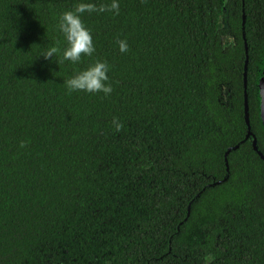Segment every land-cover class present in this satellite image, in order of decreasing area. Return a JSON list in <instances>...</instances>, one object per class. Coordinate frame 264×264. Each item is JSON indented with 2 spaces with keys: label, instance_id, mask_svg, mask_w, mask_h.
Returning a JSON list of instances; mask_svg holds the SVG:
<instances>
[{
  "label": "trees",
  "instance_id": "1",
  "mask_svg": "<svg viewBox=\"0 0 264 264\" xmlns=\"http://www.w3.org/2000/svg\"><path fill=\"white\" fill-rule=\"evenodd\" d=\"M81 2L0 0V264H264V0H118L59 64Z\"/></svg>",
  "mask_w": 264,
  "mask_h": 264
},
{
  "label": "clouds",
  "instance_id": "2",
  "mask_svg": "<svg viewBox=\"0 0 264 264\" xmlns=\"http://www.w3.org/2000/svg\"><path fill=\"white\" fill-rule=\"evenodd\" d=\"M119 11L120 5L118 0H112L110 4H100L99 6L95 3L81 2L75 5L74 9L62 13L58 28L63 33L64 38L67 41V47L63 50L62 60L56 61L59 64L63 61H71L75 64L80 62L82 57H90L95 52L92 34L85 26L81 18L82 14L113 12L118 15ZM117 43L121 53H126L129 50L126 40H119ZM59 52L60 49L54 46L49 48L41 56H43L46 60H49L53 59L54 55ZM108 72L109 65L107 62L97 60L86 70L80 71L72 78L67 79L65 84L69 92L83 91L93 94L103 92L105 95H109L112 93L113 88L111 84L106 83L109 80ZM258 91L260 102L264 103V88H261ZM113 123L115 124L117 130H120L122 125L117 123L115 118Z\"/></svg>",
  "mask_w": 264,
  "mask_h": 264
},
{
  "label": "flooded vegetation",
  "instance_id": "3",
  "mask_svg": "<svg viewBox=\"0 0 264 264\" xmlns=\"http://www.w3.org/2000/svg\"><path fill=\"white\" fill-rule=\"evenodd\" d=\"M245 99H247L246 98V94L244 93V101H245ZM245 103V102H244ZM260 107V106H259ZM246 115H245V107H244V117H245V123H246V125H248V111H247V107H246ZM261 111H260V108L258 109V115H259V117L261 118ZM246 117H247V120H246ZM261 123H262V120H261ZM248 127H247V129H246V135H245V137H244V139L245 138H247L248 140H249V142H250V144H251V146H252V148H253V150L258 154V156L262 159V161L264 162V153L261 151V150H259V148H258V146H257V138H256V136L253 134V133H250V132H248ZM250 131V130H249ZM248 132V133H247ZM252 132V131H251ZM252 138V139H251ZM253 138H255V146H253ZM238 146V145H237ZM237 146H235V148L237 147ZM262 148L264 149V139H263V145H262ZM225 178H227V174H226V176L224 177V179ZM223 180V179H222Z\"/></svg>",
  "mask_w": 264,
  "mask_h": 264
},
{
  "label": "water",
  "instance_id": "4",
  "mask_svg": "<svg viewBox=\"0 0 264 264\" xmlns=\"http://www.w3.org/2000/svg\"><path fill=\"white\" fill-rule=\"evenodd\" d=\"M244 70H246V62L244 63ZM262 81H264V77L263 78H260V80L258 81V90H259V85H260V83L262 82ZM243 85H244V87L246 86V73L244 72V77H243ZM259 92V91H258ZM245 103H244V107H245V115H246V107H247V104H246V99H245V101H244ZM264 103H261L260 102V111H261V120H262V124H263V126H264V105H263ZM246 120H247V117H246ZM253 146H255V138H253Z\"/></svg>",
  "mask_w": 264,
  "mask_h": 264
},
{
  "label": "rangeland",
  "instance_id": "5",
  "mask_svg": "<svg viewBox=\"0 0 264 264\" xmlns=\"http://www.w3.org/2000/svg\"><path fill=\"white\" fill-rule=\"evenodd\" d=\"M264 88V81H262L259 85V89ZM264 105V104H263Z\"/></svg>",
  "mask_w": 264,
  "mask_h": 264
}]
</instances>
